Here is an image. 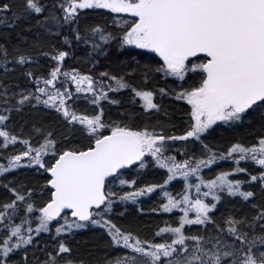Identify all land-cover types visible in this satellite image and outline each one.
Here are the masks:
<instances>
[{"label": "snow or ice", "instance_id": "snow-or-ice-1", "mask_svg": "<svg viewBox=\"0 0 264 264\" xmlns=\"http://www.w3.org/2000/svg\"><path fill=\"white\" fill-rule=\"evenodd\" d=\"M31 20L47 44L38 37L22 50L25 36L0 40V188L8 197L0 198V264H264V0H0V25ZM81 44L93 68L112 48L128 57L123 74L65 69ZM42 58L54 62L46 75L32 70ZM17 74L31 86L6 82ZM169 78L175 87L159 86ZM125 89L139 112L114 98ZM166 99L186 102L179 135L153 122L169 116ZM104 102L123 111L106 115ZM25 113L28 131L14 130L13 115ZM237 129L254 142L222 152L209 143ZM220 160L235 167L206 178ZM152 168L166 170L162 183L126 176ZM22 169L31 176L17 178ZM173 182L181 190L168 191ZM157 190L164 202L150 211L176 218L152 238L116 222L128 202ZM236 198L251 214L221 210ZM84 229L99 230L104 248L121 254L75 255Z\"/></svg>", "mask_w": 264, "mask_h": 264}, {"label": "trees", "instance_id": "trees-1", "mask_svg": "<svg viewBox=\"0 0 264 264\" xmlns=\"http://www.w3.org/2000/svg\"><path fill=\"white\" fill-rule=\"evenodd\" d=\"M17 3H22V0H16ZM110 23V21H109ZM38 24L36 20L31 21H24L20 23V26L13 30L8 28L6 25H0V40H3L5 37L12 35L15 36L17 39L20 38V36L27 37V44H23L21 42L22 50L26 49L29 45H33L34 41L39 37L44 41L45 44L48 43L47 37L40 31H38ZM31 28V31L28 29ZM45 51H47V47L44 48ZM75 52V58L69 57L65 61V69L70 68H78L80 71H89L91 70L93 75H97L98 73L109 71L114 72L119 70L120 74H123L124 68L121 66L120 62L128 59L126 56H121L120 53L115 49L112 48L109 50V56L107 58H101L97 57V60L99 63H96L95 68H93L92 61L89 60L88 55H86L87 52H90V46L81 44L79 48L74 49ZM139 58V57H137ZM143 62V61H142ZM54 62L42 58L40 61V67H33V71L36 72L39 75H46L47 70L52 66ZM3 73V67L0 66V74ZM7 83L10 84H16L21 83L27 85L24 81V78L17 74L15 77H10ZM133 83H135L137 86H143L142 82L139 79V75H137ZM160 87H169L173 88L175 87V82L172 78H169L167 84H165L163 81L159 82ZM74 88V85H72ZM110 96H113V93H109ZM114 98L120 99L123 105V108H130L134 112L140 111V106L137 103L135 106L131 105L129 103V91L127 89L121 90L119 93H116ZM165 105L168 106L169 116L166 118L162 114L153 117V122L156 120L163 121L165 124V130L167 132L175 133L177 135L181 134L183 130L187 126V117L184 115V111L182 109L186 108V102H175L170 101L166 99L164 101ZM81 108H86L87 111H91L92 109L88 107L86 104H81ZM104 107L106 110V115H111L113 118L116 117L118 112L123 111V108H120L118 106H111L109 107L107 102H104ZM42 115H47V113H43ZM28 119L27 113L24 114L23 119L20 116H16L15 114L12 117L13 123L10 125L14 130L19 131L21 125H23L25 132L28 131L29 125L25 124L24 121ZM248 129H237L235 132L228 131V130H220L217 133L213 134V137L210 139L209 143H211L213 146H215L219 151H223L231 142H234L236 140H240L242 142L246 143H252L254 142L252 136L249 135ZM2 139V138H0ZM181 142H175L173 144V148H180ZM16 148L20 147V145L14 146ZM191 147V145H189ZM10 150H13L10 148ZM197 155H199V151L197 149ZM182 158V156H178V159ZM3 162V161H0ZM242 167H248L249 171L253 174H256L255 169L258 166H254L251 162H241ZM233 167H235V163L232 160H220L215 165L211 167V169L205 168L204 174L207 177L213 176L216 173L220 171H229ZM166 170L164 169H156L152 168L149 170H146V174L143 175V177H139L136 175L135 171L126 173V176H131L132 178H136L138 181V184L142 181L146 182H154V183H162L163 179L165 178ZM17 178H23V177H29L31 176V173L27 170H19L16 174ZM233 178L237 179H245L244 174H240L238 176H234ZM2 179V178H0ZM8 179H13V176H9ZM182 184L173 182L172 185L168 187V191H171L173 193L181 190ZM118 190V189H117ZM126 190H131L130 188H126ZM0 198H8L7 194L3 191L2 188H0ZM211 199V198H209ZM139 203L136 205H133L131 202H128V211L125 213L124 217L117 220L116 222L118 224H122L125 226H132L135 227L142 238H152L153 233L158 227H163L165 221H173L176 217L172 214L163 213L160 211L152 212L150 209L157 207L161 203L164 202V198L162 196V193L157 190V192L151 194L150 196L146 197H140ZM143 208L144 212L139 213L138 209ZM224 208L232 209L235 208L237 210V214H242L241 209L243 212H246L248 214H251V208L247 204H242L240 202L239 198H236L232 203L224 205L221 209L222 211ZM123 210V206L117 209V213ZM177 215H179V212L177 211ZM220 218V214L217 213V219ZM19 222V221H17ZM35 226V225H33ZM191 227L192 231H197L199 226H186ZM45 238H47V234H44ZM72 247L74 249V254L85 258L88 260H94L102 255H104L105 251L109 255V257H115L120 255L121 253L118 251H115L113 249H105L104 248V242L101 239V233L97 229H84L79 230L72 241ZM37 255H41L42 253H37ZM18 259V257H17Z\"/></svg>", "mask_w": 264, "mask_h": 264}]
</instances>
